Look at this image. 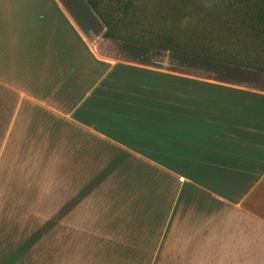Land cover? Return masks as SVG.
<instances>
[{
    "label": "crops",
    "instance_id": "obj_1",
    "mask_svg": "<svg viewBox=\"0 0 264 264\" xmlns=\"http://www.w3.org/2000/svg\"><path fill=\"white\" fill-rule=\"evenodd\" d=\"M105 31L0 0V264H264V72Z\"/></svg>",
    "mask_w": 264,
    "mask_h": 264
},
{
    "label": "rangeland",
    "instance_id": "obj_2",
    "mask_svg": "<svg viewBox=\"0 0 264 264\" xmlns=\"http://www.w3.org/2000/svg\"><path fill=\"white\" fill-rule=\"evenodd\" d=\"M104 1L100 9L107 1L115 5L112 14L119 21L121 35L137 42L206 51L212 57L218 51L232 53L242 45L239 38L244 31L227 6L230 0H135L127 11L119 0ZM62 234L78 239L82 252L94 251L82 243L81 228L65 229L57 235Z\"/></svg>",
    "mask_w": 264,
    "mask_h": 264
},
{
    "label": "trees",
    "instance_id": "obj_3",
    "mask_svg": "<svg viewBox=\"0 0 264 264\" xmlns=\"http://www.w3.org/2000/svg\"><path fill=\"white\" fill-rule=\"evenodd\" d=\"M119 1H121L122 9L127 11L135 0ZM86 2L105 25V37L131 41L130 38L123 37L119 31V21L113 16L117 10L115 5L109 4L107 1L104 3L103 9H100V0H86ZM227 6L231 9L239 28L244 31L243 36L239 38L241 46L229 54L218 51V57H212L206 51L196 52L182 49L179 51L177 49L175 52L202 59L224 61L264 72V0H230Z\"/></svg>",
    "mask_w": 264,
    "mask_h": 264
}]
</instances>
